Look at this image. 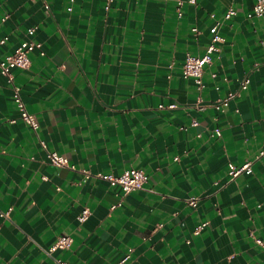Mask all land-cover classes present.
<instances>
[{
    "label": "crops",
    "instance_id": "crops-1",
    "mask_svg": "<svg viewBox=\"0 0 264 264\" xmlns=\"http://www.w3.org/2000/svg\"><path fill=\"white\" fill-rule=\"evenodd\" d=\"M255 2L238 0L225 20L232 0L186 4L181 17L176 0H0V57L31 27L42 44L13 81L0 71V264H119L129 252L125 264H264V156L251 175L229 176L264 149ZM217 20L224 42L200 87L182 65L205 54ZM42 141L74 168L51 164ZM130 169L148 180L129 194L95 176ZM61 236L71 246L49 252Z\"/></svg>",
    "mask_w": 264,
    "mask_h": 264
},
{
    "label": "built area",
    "instance_id": "built-area-1",
    "mask_svg": "<svg viewBox=\"0 0 264 264\" xmlns=\"http://www.w3.org/2000/svg\"><path fill=\"white\" fill-rule=\"evenodd\" d=\"M114 0H106V9L110 8V5ZM142 1V0H136ZM144 1V0H143ZM238 0H232V4L228 7L227 11L224 14V19L229 20L233 16L237 15V8L234 6L235 2ZM198 0H176V8L178 12V16H182V7L186 4L189 5H197ZM68 10H72L71 7ZM264 16V0H256L252 9L247 13V17L250 19L260 18ZM222 22L217 20L214 22L212 27L210 28L211 33V42L208 45L205 54L202 56H193L187 55L185 61L182 65V75L185 79H194L195 83L200 87L203 86V74L204 70L208 65H211L214 60V55L220 51L219 44L224 42V38L220 34V26ZM193 32L198 33L197 28L192 29ZM27 36L25 40H23L20 45L15 49L14 53L7 55L5 58L0 57V71L1 73L7 77L9 81L14 80V70L15 69H28L31 65V53L35 50H40L42 48V44L33 39L36 34V27H31L27 30ZM8 42V37H4L0 39V46L5 45ZM250 84V79H245L242 83V89H247ZM234 97V94H230L224 100L220 101L215 105L216 109L223 110L224 107L229 105L230 100ZM13 101L16 107L19 110L20 118L24 121L30 128L34 131L39 129V122L34 114L30 113L27 109L25 102L22 99L21 89L20 87H15L13 93ZM201 107V106H200ZM159 108H168L174 109L176 105H159ZM197 122H194L196 125ZM214 133L217 136H221V130L216 128ZM43 148L47 151V157L51 164L57 167H71L74 168L69 160L59 154L56 151H51L48 149V146L45 142L42 141ZM264 156V149L258 153L252 160H247L240 166L230 164L229 165V176L231 180H235L243 174L251 175L253 173V165L255 161L261 159ZM89 174V173H88ZM96 178L107 181L113 187H120L125 194L136 192L144 186L146 181L148 180V175L145 171L140 169H130L126 170L121 174L115 173H99L95 175ZM197 197H191L188 200V204L192 207L197 206ZM115 208V207H113ZM91 214V211L88 208L82 210V212L78 215L77 219L80 223L86 221L88 216ZM207 223H204L199 227V229L204 228ZM198 229V230H199ZM256 242L264 249V241L262 239L256 238ZM72 238L69 236H61L58 238L56 243L50 248L49 252H54L57 249H66L71 246ZM131 259V252H129L119 264H125ZM59 264H69L66 261L58 260Z\"/></svg>",
    "mask_w": 264,
    "mask_h": 264
}]
</instances>
